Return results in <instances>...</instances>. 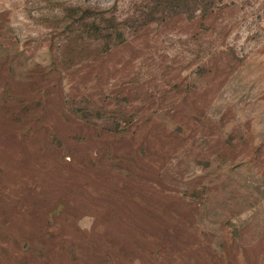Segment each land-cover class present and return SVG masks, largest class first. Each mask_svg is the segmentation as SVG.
Listing matches in <instances>:
<instances>
[{"label":"rangeland","instance_id":"1","mask_svg":"<svg viewBox=\"0 0 264 264\" xmlns=\"http://www.w3.org/2000/svg\"><path fill=\"white\" fill-rule=\"evenodd\" d=\"M168 1L0 0V264H264V0Z\"/></svg>","mask_w":264,"mask_h":264},{"label":"trees","instance_id":"2","mask_svg":"<svg viewBox=\"0 0 264 264\" xmlns=\"http://www.w3.org/2000/svg\"><path fill=\"white\" fill-rule=\"evenodd\" d=\"M168 1V0H167ZM180 1H183L184 3H186L185 2V0H169L168 2H166L168 5H170V9H172V10H181V7H180Z\"/></svg>","mask_w":264,"mask_h":264}]
</instances>
